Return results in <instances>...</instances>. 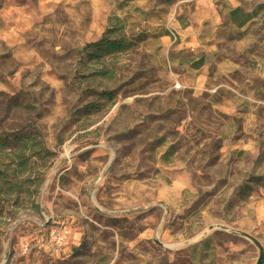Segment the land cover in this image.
<instances>
[{
    "label": "rangeland",
    "instance_id": "1",
    "mask_svg": "<svg viewBox=\"0 0 264 264\" xmlns=\"http://www.w3.org/2000/svg\"><path fill=\"white\" fill-rule=\"evenodd\" d=\"M0 132V264H257L264 0H0Z\"/></svg>",
    "mask_w": 264,
    "mask_h": 264
},
{
    "label": "trees",
    "instance_id": "2",
    "mask_svg": "<svg viewBox=\"0 0 264 264\" xmlns=\"http://www.w3.org/2000/svg\"><path fill=\"white\" fill-rule=\"evenodd\" d=\"M239 15H240V11L235 10L230 14V17L233 23L238 24L240 27H242L246 24L247 20H249V17L242 21H239V18H240ZM110 33H113V31H110ZM130 47H131L130 44H127L122 40H111V39L104 37L96 43L88 44L84 48V53H86L89 56V59L91 60H101L105 58L106 56H111L116 53H123L126 50H128ZM3 136H4V133L0 132V150H4L7 148V140H5ZM25 138L27 139V137ZM23 140H24V137L23 139L19 141V144ZM43 152L45 151L43 150ZM19 158H20V164L25 166L28 162V158H26L25 155L22 158L21 157ZM0 175H1V172H0Z\"/></svg>",
    "mask_w": 264,
    "mask_h": 264
},
{
    "label": "water",
    "instance_id": "3",
    "mask_svg": "<svg viewBox=\"0 0 264 264\" xmlns=\"http://www.w3.org/2000/svg\"><path fill=\"white\" fill-rule=\"evenodd\" d=\"M216 229H222V230H225V227H222V226L211 227V228L209 229V231L216 230ZM237 234H239V235H243V236L249 238L248 236H246V235H244V234H240V233H237ZM250 239H251V238H250ZM251 240H252V239H251ZM252 241L258 246V248H259V250H260V257H259V259H258V261H257V264H263V263H264L263 249H262V247H261L259 244H257V242H255V240H252Z\"/></svg>",
    "mask_w": 264,
    "mask_h": 264
}]
</instances>
